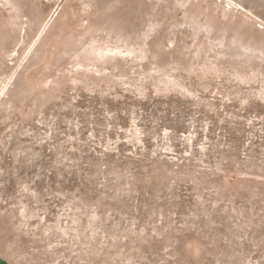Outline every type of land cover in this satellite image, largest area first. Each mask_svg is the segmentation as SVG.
Instances as JSON below:
<instances>
[{"label":"rangeland","instance_id":"374dc122","mask_svg":"<svg viewBox=\"0 0 264 264\" xmlns=\"http://www.w3.org/2000/svg\"><path fill=\"white\" fill-rule=\"evenodd\" d=\"M0 264H264V0H0Z\"/></svg>","mask_w":264,"mask_h":264}]
</instances>
